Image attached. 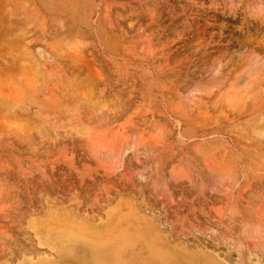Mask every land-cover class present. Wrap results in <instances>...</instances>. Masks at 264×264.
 <instances>
[{
	"label": "rangeland",
	"instance_id": "obj_1",
	"mask_svg": "<svg viewBox=\"0 0 264 264\" xmlns=\"http://www.w3.org/2000/svg\"><path fill=\"white\" fill-rule=\"evenodd\" d=\"M263 218L264 0H0V264H264Z\"/></svg>",
	"mask_w": 264,
	"mask_h": 264
},
{
	"label": "bare ground",
	"instance_id": "obj_2",
	"mask_svg": "<svg viewBox=\"0 0 264 264\" xmlns=\"http://www.w3.org/2000/svg\"><path fill=\"white\" fill-rule=\"evenodd\" d=\"M261 211V210H260ZM262 212V211H261ZM256 213V212H255ZM254 213V214H255ZM259 214V213H258ZM257 216V215H255ZM260 217V216H258ZM262 218V216H261ZM264 219V218H263ZM259 220V219H258ZM52 223V222H51ZM117 223V222H116ZM116 223H112L109 228H107L106 231V236H107V233H111V231H113L112 229L115 228V225ZM261 223V222H260ZM264 223V222H263ZM261 223V224H263ZM54 224V223H53ZM260 224V225H261ZM259 225V227H261ZM108 226V225H107ZM263 227V226H262ZM261 227V228H262ZM52 227H50L49 225L48 226H45V227H40L39 229L37 228V231L40 238L42 239V241L44 242V244L46 243L47 245H50L52 246L54 249L56 250H59L61 252V249H60V246L61 245H64L66 243H71L73 241V239H77L74 238V233L70 232V230H67V229H64L63 231H58V232H55L54 230L51 229ZM67 228V227H66ZM111 228V229H110ZM261 230V231H260ZM65 231V232H64ZM260 233L261 234L263 231L262 229H259ZM98 232H92V235L94 234H97ZM113 234V233H112ZM102 235H105V234H102ZM101 234H99L97 236V238H95V242H96V245L93 243V246L89 247L88 249V255L85 256V257H82L81 259V264H108L109 260L108 258H110V255L112 254L109 246H102V239H103V236ZM109 235V234H108ZM121 235V234H120ZM119 235V236H120ZM263 235H264V232H263ZM261 234V236H263ZM38 236V237H39ZM104 236V238L106 237ZM116 236V235H114ZM118 236V237H119ZM123 236V235H122ZM257 236V235H256ZM111 238V237H110ZM117 238V237H115ZM127 238V237H126ZM113 239V238H112ZM122 239V238H121ZM120 239V240H121ZM108 241V240H107ZM264 241V240H263ZM91 242V241H89ZM113 242V240H112ZM115 242V241H114ZM131 242V240H130ZM119 243V242H118ZM125 243V242H124ZM91 244V243H89ZM109 245H112L111 243ZM116 245V244H114ZM113 245V246H114ZM261 245V244H260ZM88 246V245H86ZM112 246V247H113ZM117 246V245H116ZM128 247V246H127ZM119 249V248H118ZM259 249V248H258ZM125 251V250H124ZM127 252V251H126ZM148 262V260H146ZM149 263V262H148ZM43 264H54L52 262H45Z\"/></svg>",
	"mask_w": 264,
	"mask_h": 264
}]
</instances>
